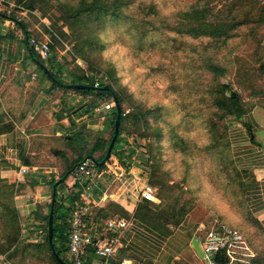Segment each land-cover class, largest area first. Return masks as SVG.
<instances>
[{
	"label": "rangeland",
	"instance_id": "obj_1",
	"mask_svg": "<svg viewBox=\"0 0 264 264\" xmlns=\"http://www.w3.org/2000/svg\"><path fill=\"white\" fill-rule=\"evenodd\" d=\"M82 1L0 0V13L23 22L31 39L49 44L54 61L45 66L61 81L70 83L72 76L82 75L105 78L118 94L126 118L115 153L122 155L124 167L133 165L148 174L157 189L158 201L137 204L133 217L147 226L141 218L151 210L163 227L147 226L162 238L163 247L153 251L154 260L140 258L135 264H206L193 239L202 248L210 233L225 237L228 230L242 236L243 243L235 248L246 261L240 264H264V223L255 213L230 140L239 113L264 109V0H121L118 16L93 24L85 15V23L73 17ZM196 9L206 11L207 20L229 38L192 36L198 27L192 14ZM6 39L11 53L7 64L23 67L8 82L0 123L23 127L28 134L41 127L51 135L46 140L29 137L24 160L28 174L53 171L51 178L57 181L99 137L109 141L113 108L105 106L116 107L115 101L68 88L52 90V83L27 59L23 34L11 20L0 47ZM125 80L137 86L135 93ZM160 82L163 88L156 86ZM68 122L75 124L65 128L62 123ZM105 177L110 185L103 187L115 193L118 183ZM70 184L71 178L58 191L64 206L72 209L70 199L77 195L78 202L80 195ZM47 186L46 194L35 190L30 195L22 213L10 208L15 217L0 200V246L7 248L9 235L17 238L8 253L3 249L0 264H55L46 247L45 218L53 196ZM18 193L27 195L24 188ZM223 204L235 218L218 210ZM107 206L111 217L126 216ZM67 262L72 264L69 258Z\"/></svg>",
	"mask_w": 264,
	"mask_h": 264
},
{
	"label": "crops",
	"instance_id": "obj_2",
	"mask_svg": "<svg viewBox=\"0 0 264 264\" xmlns=\"http://www.w3.org/2000/svg\"><path fill=\"white\" fill-rule=\"evenodd\" d=\"M0 36L7 37V20L0 21ZM7 56L11 57V53L7 48L6 39L5 45L0 47V103L4 105H7V85L11 81L12 73L23 67V65L7 64ZM68 123L69 125L62 124L65 128H72L75 124L74 122ZM33 130L32 134H28L23 127L18 126L11 132L0 134V200L17 213H22L28 208L27 200L30 199V195L35 194V190L37 193L41 190L46 194L47 185L52 180L50 174L55 173L44 170L38 173L30 171L28 174L30 166H27L24 160L27 149H29L27 139L44 137L46 140L51 136L41 127L33 128ZM56 136L62 137L63 133L57 132ZM230 140L235 164L245 183L250 185L248 189H251L252 193H249V196L253 200L255 213L264 223V109L257 107L243 115L231 128ZM123 167L118 161L117 165H113L109 171H102L105 173L100 178L101 192H105L110 199L102 203L95 213L93 211V214L97 224L115 218L116 216H110L112 210L107 206L110 205L114 211L119 210L126 215L122 218L132 219V225L121 241L114 264H135L140 258L148 261L154 260L153 251L163 247V240L146 225L135 221L133 214L137 207L136 199L125 197L119 191L121 190L119 180L120 175L123 174ZM23 169L26 170L25 173L22 172ZM105 175L114 177V183H118L119 186L115 193H110L109 189L105 190L103 187V183L110 185ZM23 188L27 193L26 196L18 193Z\"/></svg>",
	"mask_w": 264,
	"mask_h": 264
},
{
	"label": "built area",
	"instance_id": "obj_3",
	"mask_svg": "<svg viewBox=\"0 0 264 264\" xmlns=\"http://www.w3.org/2000/svg\"><path fill=\"white\" fill-rule=\"evenodd\" d=\"M33 52L41 59H47L50 55V46L46 42L36 39L30 40ZM102 84H106V79L102 78ZM101 82L96 81L95 87H99ZM107 110L113 106L107 104ZM135 159V158H133ZM112 165L106 164L109 171L113 165H117L118 159L112 158ZM91 161L81 163L71 177V187L79 186L77 194L79 201L71 210L68 220L67 246L68 258L72 264H86L88 262V252L94 253V264H114L117 258L121 241L132 225V219L115 217L96 223L93 210L102 203L109 200L105 192L100 191L101 181L104 172H98ZM123 174L120 175V189L125 197L136 199V203L144 201L155 203L158 201L157 189L150 183L148 174L142 175L133 165L123 167ZM26 172L25 169L22 170ZM99 190V193H97ZM93 218V220H92ZM89 220L92 222H89ZM228 233V235H227ZM225 237H218L214 232L210 233L208 241L201 249L206 255V264H222L216 262L218 256L225 264H240L246 261L235 251L237 243H243L242 236L236 230H228ZM214 255L215 259L210 257ZM125 264V263H122Z\"/></svg>",
	"mask_w": 264,
	"mask_h": 264
},
{
	"label": "trees",
	"instance_id": "obj_4",
	"mask_svg": "<svg viewBox=\"0 0 264 264\" xmlns=\"http://www.w3.org/2000/svg\"><path fill=\"white\" fill-rule=\"evenodd\" d=\"M122 5H123V3L121 0H115L113 3H111L110 0H89V1L83 0L81 2L80 8L78 9V11H76L74 13L73 17H74L76 23H85L83 15H85L86 18L90 17V19H92L91 20L92 24L95 22L101 23L108 17L118 16L119 10H120ZM192 14H193V16H195V19L198 20L197 21L198 27L193 29V31H191L192 36L199 37V36L206 35V36H214L217 38H222L224 40H227V38H229L227 31L222 30V28L217 29V27H214L212 25V23H210L207 20L206 11L196 9V10H193ZM2 20H11V21L15 22L16 27L23 34V44H24L26 51H27V54H28L27 59L30 60L33 64H35L40 69V71L43 73L44 77L52 83V87H51L52 90L61 89V88H68V89H73L75 91H78V92H81L84 94L94 95L99 100H114V101H116L119 105L120 110H121V118H120V130H121V126L124 123V118H126V116L123 115L121 102L119 100L118 94L116 93V91H114V89L110 85L102 84L103 82H102L101 78L100 79H94V78H90L86 75L72 76V80L70 83H65V82L61 81L56 75H54L52 73V71H49L47 69V67L45 66L46 62L53 63L54 59L50 58V55L47 59H41L39 56H37L33 52L32 48L30 46L31 36H30V32L28 31L27 26L23 22L17 20L13 16H7V15L0 13V21H2ZM86 28H89V26H86ZM0 38H3V36H0ZM42 65L45 66V68L49 71V73H46L43 70ZM58 67L60 68V65H58ZM97 80H99L101 82V85L99 87H95V83ZM76 85H86V86L92 87V89H89V90L77 89ZM105 87H108V89H105ZM239 115L242 117L243 115H246V114L241 112V113H239ZM112 117L113 118L111 121V125H112L113 132H112V135H111L109 141H105L104 139H102V137H99L96 140V142L94 143V145L91 148V150L89 151V153L85 157H79V158L75 159L72 163H70V165H68L66 167V169L62 173L61 177L57 181L52 180L50 182V186L52 188V193L55 192L56 202L54 205L52 204V202L50 203L48 214L46 215V218H45V220L47 221V225H46V247L48 249L50 258L52 259V261L55 264H62V263H60L58 258L61 259L63 262L70 264L69 262H67V259H68V257H67V252H68L67 231H68V220H69L70 213H71L72 209L70 207L64 206V204H63L64 199L61 198L60 191H58V188H59V186L65 184L66 181L69 178H71L72 175L75 173L78 166L85 161H91L92 163H94L92 165L95 167V170H97L98 172H102L103 170H105L106 164L109 161H107L106 164H104L103 166H100V164L105 160L108 148H109V146L113 140L114 134H115V132H114L115 131V122L117 119L116 107H113V109H112ZM13 130H14L13 125L7 124V127L6 126L4 127L0 123V134H2L1 131H5V133H8V132H11ZM120 133L121 132L119 131L118 138H117L115 146L112 150L111 159L113 158V155L116 154L115 153L116 147H117L116 145H117V143H119L118 141L120 139ZM97 152H103V154L99 157H95ZM116 158L120 161L122 158V155L120 153H117ZM111 159H110V161H111ZM25 163L27 164L26 161H25ZM76 187H78V189H79V186H76ZM59 196H60V199H59ZM76 196H74L73 198L70 199V205L74 206L75 201H76ZM142 203L145 206L152 204L151 202H147V201H144ZM6 208H7V213L12 215L13 217H15V214H12L13 212H11L12 210L9 207H6ZM51 209H53V213H54V223H53L54 237H53V246L52 247L49 243V237H48V221H49V215H50ZM12 219H14V218H12ZM141 220H143L145 222V224H147V226H150L154 229L155 228H157V229L163 228V227H161L160 217L156 216L155 213L151 210H147V212L142 215ZM16 232L18 233L19 231H16ZM16 240H17V238L11 237L9 235L7 238V248H6V246H0V255L4 253L3 249L4 250L7 249V253H8V251L10 249H12V247L15 246ZM93 258H94V253L92 252V250H90L88 252V262L86 264H93ZM216 262L225 264V261H223L218 256L216 257Z\"/></svg>",
	"mask_w": 264,
	"mask_h": 264
},
{
	"label": "water",
	"instance_id": "obj_5",
	"mask_svg": "<svg viewBox=\"0 0 264 264\" xmlns=\"http://www.w3.org/2000/svg\"><path fill=\"white\" fill-rule=\"evenodd\" d=\"M42 68L43 70L46 72V73H49V71L45 68V66L42 65ZM76 88L77 89H84V90H89V89H92V87H89V86H86V85H76ZM105 89H108V87H105ZM115 106H116V109H117V119H116V122H115V134H114V137H113V140L108 148V151H107V155H106V158L105 160L100 164V166H103L104 164H106L107 161H109L111 159V156H112V150L115 146V143H116V140L118 138V134H119V131H120V118H121V110L119 108V105L118 103L115 101ZM56 202V198H55V192L53 193V197H52V204L54 205ZM53 223H54V213H53V209H51L50 211V215H49V221H48V237H49V243L51 245V247L53 246V237H54V230H53ZM192 244H193V247L195 248L198 256L202 259H206V255L205 253L203 252V250L201 249V245H200V241L199 239L195 238L193 239L192 241ZM211 260H214L215 259V256L212 255L210 257ZM58 260L60 261V263L62 264H67L65 262H63L61 259L58 258Z\"/></svg>",
	"mask_w": 264,
	"mask_h": 264
},
{
	"label": "clouds",
	"instance_id": "obj_6",
	"mask_svg": "<svg viewBox=\"0 0 264 264\" xmlns=\"http://www.w3.org/2000/svg\"><path fill=\"white\" fill-rule=\"evenodd\" d=\"M169 10L170 11H175L176 9H169ZM115 51H116V49H112V52H115ZM112 52L105 53V57L107 58L108 56H111ZM123 84L124 85H129V81L128 80H125V81H123ZM150 84H151V82H150ZM156 86L157 87H160V88H163L165 86V83L164 82H160ZM129 88H130V91L131 92L135 93L137 86L129 85ZM152 102L154 103L155 101L153 100ZM218 210L222 214L228 216L229 218H235L234 217V214L230 212V210H229V208H228V206L226 204L220 205L219 208H218Z\"/></svg>",
	"mask_w": 264,
	"mask_h": 264
}]
</instances>
